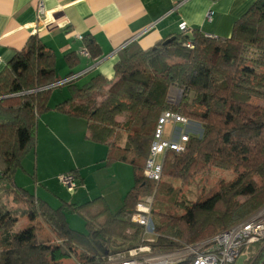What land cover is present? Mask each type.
Listing matches in <instances>:
<instances>
[{"label":"trees","instance_id":"trees-1","mask_svg":"<svg viewBox=\"0 0 264 264\" xmlns=\"http://www.w3.org/2000/svg\"><path fill=\"white\" fill-rule=\"evenodd\" d=\"M82 38L89 57L98 60L102 53L95 39ZM168 38L148 49L128 43L118 53L112 79L95 73L80 85L88 71L52 86L62 80L56 77L57 55L31 35L1 71L0 98L10 97L0 99V264H65L71 259L72 264H108L111 256L147 244L154 252L179 250L217 236L264 207V0L251 4L227 38L194 29L193 48L180 32ZM65 60L70 69L80 62L74 52ZM64 86L69 96L52 106L54 89ZM107 86L101 101L93 97ZM172 87L182 92L178 104L170 100ZM51 110L87 121V139L107 146L103 166L132 165L134 184L118 211L101 195L53 207L17 185V172L36 149L38 121ZM165 110L190 120L189 140L185 150L166 152L162 178L152 181L144 168ZM121 116L124 122L117 120ZM120 130L127 133L122 145L112 141ZM210 167L233 169L237 175L220 181L218 191L205 200L179 201L181 188L170 180L187 184ZM148 195H154V242H146L145 228L131 220L137 203ZM69 212L84 217L85 233L71 228ZM25 217L40 219L53 240L41 239L33 224L17 231ZM244 251L245 264H260L264 239ZM192 257L170 264H192Z\"/></svg>","mask_w":264,"mask_h":264},{"label":"crops","instance_id":"crops-1","mask_svg":"<svg viewBox=\"0 0 264 264\" xmlns=\"http://www.w3.org/2000/svg\"><path fill=\"white\" fill-rule=\"evenodd\" d=\"M40 1L44 6L42 15L38 13ZM254 1L0 0V73L16 51L23 50L27 39L31 35H38L46 46L57 55V79H63L69 72L84 70H88L89 75L101 73L106 78L112 79L118 53L128 43L135 41L143 49H148L154 46L157 41L178 34L181 22H186L192 30L197 29L204 34L227 38L232 33L234 23ZM210 10L213 11V14L211 19H208L207 13ZM78 35H91L95 39L102 53L98 60H92L90 57L78 53L83 46V41L78 38ZM70 52L77 53L80 60L73 69L69 68L65 60V55ZM56 89H54L50 100L52 106L67 97L64 93L56 94ZM81 131L86 142L96 145L88 146L89 154L95 153V159L101 158L99 160L92 159V164H96L98 161L102 162L107 154V146L87 139L86 136L89 132L87 121L51 110L38 121L39 144L37 151L30 153L25 158L23 169L19 170L21 174L17 172L15 177L17 185L33 191L30 179L34 173L33 176L38 184L34 192L35 195L54 207L60 206L63 202L82 204L100 195L107 199L110 208H112L113 202L121 204L120 197L111 199V196L104 192L96 193L95 196L91 195L93 194L91 191V194L89 193L88 177L83 168L85 165H81V162L76 160L77 158H75V163L65 170L56 171L52 175H40V147L45 146L52 149V152L43 157L44 159L53 157V153H58L60 148L66 151H68L67 148H71L74 152L75 144L82 137ZM118 163L113 164L111 169L117 167ZM101 166H103V162L99 165V169H104ZM74 169L77 170L79 180L84 184L79 186V191L68 194L63 192V188H57L60 184L57 176L61 172H69ZM112 178L116 182L115 174L112 175ZM19 179H22L23 182H19ZM116 189H118L117 186L114 187V190ZM127 190L126 188L121 192V196L125 195ZM27 221L29 220H26L25 223ZM50 237L54 238L53 235Z\"/></svg>","mask_w":264,"mask_h":264},{"label":"built area","instance_id":"built-area-1","mask_svg":"<svg viewBox=\"0 0 264 264\" xmlns=\"http://www.w3.org/2000/svg\"><path fill=\"white\" fill-rule=\"evenodd\" d=\"M38 13L39 15L44 13V6L41 1L38 5ZM212 14L213 11L210 10L207 13V18L211 19ZM179 32L189 37L186 46L193 48V30L189 28L186 22L179 24ZM206 35L212 36L210 34ZM78 38L80 40L83 39L81 35H78ZM79 54L87 57L90 56L84 45L79 50ZM87 72L88 70H84L69 78L62 79L52 86L67 83ZM189 123L190 120L180 112L172 110L162 112L158 119L149 157L144 168L146 178L152 181H159L163 175V162L166 152L170 150H185L186 142L189 140V134L185 128ZM179 129L180 131H178ZM59 179L64 185L72 189L77 175L74 172H66ZM153 201L154 195H148L142 198L137 203L134 213L131 216L132 222L145 228L144 240L146 242H154L158 237L154 231V223L151 218ZM263 239L264 207L257 213L234 224L215 237L195 244H188L182 249L169 252H152L151 246L147 244L131 249L125 258L118 257L115 259L111 256L108 264H170L190 256H193L192 264H234L240 256L246 255L244 250L247 247ZM260 264H264V258Z\"/></svg>","mask_w":264,"mask_h":264},{"label":"rangeland","instance_id":"rangeland-1","mask_svg":"<svg viewBox=\"0 0 264 264\" xmlns=\"http://www.w3.org/2000/svg\"><path fill=\"white\" fill-rule=\"evenodd\" d=\"M90 77L91 75H87L83 77L79 84L82 85L88 82ZM108 88H109L108 86L104 87L101 91L97 92L93 97H97V100L101 101L103 97L106 95ZM56 92H57L56 94L61 95L62 93H64L66 96H69L68 89L65 86L61 88H57ZM181 95H182V92L180 89H178L177 87H172L170 91L171 102L173 104H178L181 98ZM256 102L259 104H262L261 101H256ZM117 120L120 122H124L125 117L123 116L118 117ZM185 129L187 130V127ZM178 131H180V129ZM81 133H82V137H80V141L75 144L74 152L71 150V148H67L68 151L61 150L60 148L58 153L53 151L54 152L53 157L44 159L43 157H45L47 154L52 152V149L49 147H45V146L40 147V152H39L40 153L39 154L40 155V159H39L40 175L42 176L52 175L56 171H59L62 169L65 170L68 166L75 163V158H77L76 160L80 161L81 165H85L83 168H84V172L86 173L88 177L87 183H88L89 193L91 194L92 192L93 193L91 194L92 196H95L94 194L96 193L104 192V193L109 194L111 196V199H117V198L119 199V197L121 198V204L120 202L118 204H114L113 202L111 209L113 212H116L122 207L126 192L129 189H131L134 184L133 167L129 163L121 162V163H118L117 167H113L112 169L111 167L113 165L101 166L104 169H99V165H101L103 161L102 162L98 161V163L96 162V164L95 163L92 164V159L96 160L97 158L95 159V153L93 155L89 154L90 152L89 147H92V146L94 147L96 145H94L91 142H86V139H84L82 131ZM126 136H127V133L124 130H120L112 141L118 143L119 145H122L125 142ZM38 144H39V141H38V136H37V145L34 151H37ZM42 149H44V152H42ZM99 159L101 158H98L97 160ZM72 172L76 173L77 175V179L75 180V184L72 189L64 185L59 179L62 174L66 173L65 171L61 172V174L57 176V180L61 184L60 185L58 183L59 186L57 188H61V189L63 188L62 189L63 192H67L68 194L74 191H79L80 189L79 186L80 185L82 186L84 184V182H81L79 180L78 172L77 171H72ZM18 174H21V171H18ZM114 174H115L116 182L112 178V175ZM33 175L34 173L32 174V176ZM236 175H237V172H235L233 169H221V168H216V167H210L209 169L197 175L195 179H193L187 184H183L176 179H171L170 181L175 186H180L181 188V192L178 197L179 201L186 200L188 202H193V201H197L201 199L205 200L206 198L212 196L218 191L220 181L233 180L236 177ZM32 176L30 179L31 180L30 183L33 184V192H35V189L37 188L38 184L36 183L34 176L33 177ZM255 178L260 183L259 178L258 177H255ZM19 182L22 183L23 182L22 179L21 180L19 179ZM115 186H117L118 189L114 190ZM126 188L128 190L125 192V195L121 196V192H123ZM247 194H248V191L244 193L242 198H244ZM67 219H68V222L71 228H73L76 231L82 232V233L86 232L85 219L82 215L69 212L67 214ZM26 220H29V221L25 223ZM29 224H33L34 226H36V229L39 232L41 239L50 241L51 239L50 236H52L53 233L51 232L49 227L46 224H44L40 219L37 221L31 222V220L26 217L22 218L16 225V230L19 231L21 228H24ZM152 252L154 251L152 250ZM126 256H127L126 253H117L113 255L112 258H115V259L118 257L125 258ZM255 256H253V258ZM246 261H247V256L242 255L237 259V261L234 264H245ZM73 262H74V259L64 261L65 264H72Z\"/></svg>","mask_w":264,"mask_h":264},{"label":"water","instance_id":"water-1","mask_svg":"<svg viewBox=\"0 0 264 264\" xmlns=\"http://www.w3.org/2000/svg\"><path fill=\"white\" fill-rule=\"evenodd\" d=\"M174 38H175L174 36L171 37V38H168V39H166V40L164 41V43H165V44H166V43H169V42L172 41ZM6 97H10V96H5V97H2V98H0V99L6 98Z\"/></svg>","mask_w":264,"mask_h":264}]
</instances>
